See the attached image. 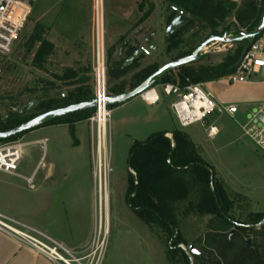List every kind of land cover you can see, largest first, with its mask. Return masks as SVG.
<instances>
[{
    "label": "rangeland",
    "instance_id": "1",
    "mask_svg": "<svg viewBox=\"0 0 264 264\" xmlns=\"http://www.w3.org/2000/svg\"><path fill=\"white\" fill-rule=\"evenodd\" d=\"M152 3L148 9H145L139 14L137 11L131 12L128 19V31L123 34V27L126 28V20L122 19V14L126 11H132L133 3L121 2V0H101L102 3V24H103V40L104 47L107 49V42L111 41L110 55L115 53V61H111V71L120 70V58L118 55L122 51H126L121 41L126 38L132 39L133 30L135 31V39L130 45L131 49L128 52L129 56H133L140 48L148 52V46L151 43L158 45V50L155 55L156 64L162 66L171 62L181 53L187 52L191 48H197L208 32L196 33V28L191 31L192 35L185 38L188 42L178 46L176 49L166 52V43L164 41V29L172 18L170 6L164 0H151ZM240 1L237 2L239 4ZM100 0H98L99 6ZM136 6V4H135ZM50 13L47 15L46 11ZM96 0H35L33 8L28 20L23 29L19 33L18 38L14 42L11 52L7 55H0V114H5L8 110H16L15 97L24 87H28L29 82L38 78L46 80V76L50 77L51 72L55 69L60 71L63 66L72 65L78 62L77 57L64 59V50L55 51L52 57L48 55L44 64L43 70H39L37 65L31 63L32 54L25 56V45L30 39V32L36 18L40 13H45V17L40 21L46 26L62 30L64 28L80 30L81 35H85L84 52H79L78 55L84 57L82 64L90 62L91 46L95 32V12ZM177 9H175V12ZM233 22L232 17L227 18L220 26L221 28ZM98 20V25H99ZM118 29L123 35H112L111 30ZM122 30V31H121ZM188 32V33H189ZM240 32L245 33L240 30ZM227 38H236L238 35L225 34ZM150 37L148 40L147 38ZM222 37V36H220ZM264 45V35L258 40ZM257 41V42H258ZM61 44L58 45L60 48ZM210 46V45H209ZM221 44H214L207 53H200L198 60L191 65L192 68L198 67H213L220 64L225 56L232 53L236 48L235 44H227L224 47ZM219 49L220 52L216 51ZM224 48V49H223ZM50 57V58H49ZM113 57V56H112ZM146 56L141 57L144 59ZM108 62V54L106 55ZM55 63V64H54ZM79 63V62H78ZM144 64H138L134 71L129 75L120 79H112L109 71L107 77L108 94L109 90L115 88L118 84H123L127 91L135 82L133 77L142 70ZM108 68V63H107ZM92 71V66H91ZM115 71V72H116ZM178 70L173 71L172 76L176 77ZM253 83V84H251ZM158 86V87H157ZM179 86V85H178ZM45 88L42 84L41 88ZM161 92V115L159 127L161 131L172 132L179 129V125L173 115L170 105L175 101V96H165L162 93L160 85H156ZM208 92L212 94L217 103L222 106L235 105L238 113L234 119L226 115L210 116L206 122L195 124L185 130L195 148L197 156L201 161L213 170L214 178L222 184V188L230 201V210L226 218L231 222L227 228H221L222 220L213 215L199 216L189 210L187 203L177 205L175 215V240L166 241L165 234L160 230H152L140 221L133 212L128 208L125 202V194L127 190V160L128 152L132 143L140 140L142 135L146 134L148 127L146 125H138L140 134L136 137L134 126L125 125L123 128L116 126L117 119L127 117L131 109H122L115 111L110 115L109 125V140H110V173L108 176V238L105 249V255L101 264H185L184 259L178 249H181L187 256L189 264H196L194 256L188 252V246L194 248L204 256V244L209 234L226 235L232 239L235 232L239 231V226L245 225L250 227L252 223L250 219L253 214H264V156L260 154L254 146L245 139L240 138L239 125H245L247 115L257 106L264 103V68L259 74H253L248 78V83H227L224 80L213 81L205 85ZM129 93V92H126ZM124 93V94H126ZM11 96L5 98L3 96ZM27 105V104H26ZM36 106L31 110L35 111ZM84 126H87L84 124ZM214 126L217 128V135L210 138L209 128ZM141 132V133H140ZM170 137V135H167ZM22 137V136H21ZM21 137L15 141L21 142ZM42 144H36L31 148H24L21 151V161L24 168L29 167L28 158L26 156H42L44 164H49L54 156L67 157L72 153L69 151L67 143L61 142L59 150L51 148V141L48 136L41 135L37 138L46 139ZM63 137L61 138V140ZM25 139L24 141H26ZM57 150V151H56ZM81 156V152L79 153ZM90 157V171L92 172V160ZM66 160V159H65ZM57 170H67L68 165L71 168H77L74 162L63 164V161L57 162ZM18 173H23L22 167L17 169ZM8 183L13 182L11 178L5 179ZM74 182L75 180H71ZM7 182L1 186L4 205L7 210L3 213L11 218L18 219L15 215L12 201V189ZM70 182V181H69ZM68 181L64 184L59 181V178L54 179V190L56 195L51 205L49 202V213L47 211H39L35 219L37 222L45 224L54 221L67 220L71 216V212L67 210L66 203H69L68 196L65 191L61 190L67 187ZM67 189V188H66ZM94 194V190L92 192ZM95 195V194H94ZM95 198V196H94ZM94 198L91 199V209L89 222L91 227V235L97 222V207H95V222H94ZM96 206V203H95ZM52 207V209H51ZM188 212L184 215L181 213ZM87 214V213H86ZM52 218H48V216ZM51 225V223H50ZM52 226V225H51ZM258 228V226L256 227ZM39 230L47 235L46 228ZM242 232V231H241ZM243 240H251V243L256 244L258 241L254 234L242 232ZM50 236V235H49ZM51 237V236H50ZM92 238V236H91ZM177 243V244H176ZM176 244V245H174ZM173 252L172 254H169Z\"/></svg>",
    "mask_w": 264,
    "mask_h": 264
},
{
    "label": "trees",
    "instance_id": "2",
    "mask_svg": "<svg viewBox=\"0 0 264 264\" xmlns=\"http://www.w3.org/2000/svg\"><path fill=\"white\" fill-rule=\"evenodd\" d=\"M165 1L170 7L187 15V20L181 30L166 39V52L176 49L179 44L182 45L188 42L189 40L185 39L184 35L193 28H196V33L208 32L204 39L210 36L220 37L224 34L238 35L240 30L251 33L257 28L264 7V0H240L239 4L231 0ZM230 17H232L233 22L218 31L224 21ZM263 35L256 38L254 42L236 43L234 51L227 54L217 66L192 68L191 65L195 61L174 70L165 71L154 79L151 88L165 84H177L180 88H183L190 84L220 80L235 71L241 55L260 40ZM33 46L34 41L29 40L25 45L23 58L31 54ZM194 50V48H191L172 61L190 56ZM49 52L48 44L44 41L40 42L39 47L32 56L31 63L37 65L39 70H43L42 65ZM139 60L141 58L134 63ZM159 68L160 66L154 63L140 70L133 77L134 84L127 91L124 85L120 83L109 90L108 96H118L134 90ZM129 69L130 67L113 72L111 78L117 79ZM175 70H178L176 77L172 76ZM73 76H75V72L70 69L51 73V77L57 81L70 79ZM46 84L45 82L44 85ZM44 90L37 93L27 86L21 89L15 97L16 110H8L5 114H0V132L12 130L45 112L91 100L88 96L49 97ZM3 96L11 98V96H5V94ZM19 97H24V100L20 101ZM34 100L38 101L35 111L21 110ZM124 103L109 105L108 109L112 110ZM91 113L92 109L75 112L63 117L49 118L39 128L47 125H71L86 121ZM26 133L28 132L10 137L0 141V143L15 141ZM169 135L170 137L167 136V133H156L145 141H134L130 146L125 194V202L128 208L152 230L160 229L165 234L166 243L175 240L177 205L183 203L191 205L187 211L196 213L199 216H216L222 220L221 228L229 227L231 222L226 218V215L231 207L230 201L222 188V184L215 180L213 170L197 156L186 132L178 129L172 131ZM186 213L188 212L185 211L181 214ZM263 220L264 214H253L250 219L252 222L250 227L246 228L245 225L247 224L239 226L240 232H235L232 239L218 233L209 234L203 247L204 256H194L196 264H264V223L260 224ZM257 226L258 228H256ZM241 231L254 234L258 242L256 244L251 243L249 247L246 246ZM176 251L182 255L185 264H189L184 252L181 249ZM169 254L173 255V252L169 250Z\"/></svg>",
    "mask_w": 264,
    "mask_h": 264
},
{
    "label": "crops",
    "instance_id": "3",
    "mask_svg": "<svg viewBox=\"0 0 264 264\" xmlns=\"http://www.w3.org/2000/svg\"><path fill=\"white\" fill-rule=\"evenodd\" d=\"M233 2H238L240 0H231ZM33 8V5H32ZM133 10V6L131 8ZM32 12V10H31ZM132 11H126L125 14H122V19L128 21L131 16ZM50 13L49 10L46 11L48 15ZM31 14V13H30ZM45 17V13H40V15L36 18L35 23L30 32L29 40L34 41V46L32 51H36L39 47L40 42L44 41L48 44L49 47V55L51 53H55V51H60V49L64 50V59L66 57L73 58L77 57L78 62H75L72 65L63 66L60 70L70 69L72 72H75V76L70 79H65L63 81H57L54 78L46 76V80L44 79H35L29 82V89L35 90L37 93L44 90L42 84L45 82L46 93L49 97H67V96H79L84 97L88 96L92 100L93 96V86H92V76H91V66H92V58L93 54H91L90 62L82 64L84 61V57L79 56V52H84V44L85 35H81L80 30L76 29H68L64 28L62 30H56L50 26L44 25L40 22ZM123 34L128 31V22L126 23V28ZM122 31V30H121ZM113 36L117 38L119 35H123L119 33L118 29L111 30ZM119 38V37H118ZM117 38V39H118ZM28 40V41H29ZM119 40V39H118ZM122 42V41H121ZM61 44L60 48L58 45ZM123 46L126 47V51H122L121 54L118 55L120 58V65L130 58L128 52H130L131 46L133 43H124ZM93 45L94 40H92L91 53H93ZM105 45V44H104ZM111 41L107 42L104 47L106 55L108 54V74L109 71L112 74L116 70H112L111 61H115V53L112 56L109 53L110 51ZM158 50V45H157ZM33 52V54H34ZM32 54V56H33ZM54 54L51 55V57ZM50 58V57H49ZM156 58L153 56L152 58L145 57L144 59L137 61V63H133L130 66V69L119 76L117 79L121 77L129 75L132 71H134L141 63L144 64V68H147L154 63L156 64ZM107 61V60H106ZM55 64V63H54ZM161 67V66H160ZM142 69V70H143ZM56 70L54 69L53 72ZM139 72V71H138ZM261 70L258 72V74ZM52 73V72H51ZM122 79V78H121ZM222 80V79H220ZM217 80V81H220ZM210 83V82H209ZM248 83V82H247ZM52 84V86H51ZM208 84V83H206ZM253 84V83H251ZM158 87V86H157ZM155 86L154 91L155 94L158 95L159 100L155 103L146 102L141 97L134 98L114 109L111 110V115L117 111L122 109H131L127 114V117H120L117 119V125L120 128H123L126 124L134 126L136 137L140 134L138 132V125H146L148 127V132L142 135L141 141H145L151 135L156 133H167L168 131H161L159 127L160 123V113H161V92L158 91ZM155 97V96H154ZM20 101L24 100V97H19ZM235 106V105H229ZM238 113V112H237ZM86 124L87 126H84ZM217 129V128H216ZM139 133V132H138ZM141 133V132H140ZM219 133V132H218ZM46 135L50 138L51 148H55L59 150V146L64 141L67 143L69 151L72 153L68 155L66 158L61 157L59 155L52 157L51 163L44 164L42 161V156H26L29 167L25 168L21 166L22 161L20 159V163L17 169L22 167L23 173L16 172L15 175L6 174L0 172V213L5 215L3 212L7 210L4 205V198L1 191V186L4 182H7L5 179L11 178L13 182L8 183L10 189H12V201L14 202L13 210L15 215H18V219H15L39 232V228H46V232L48 233L46 236L54 240L55 242L63 245L68 251L73 253H81L86 250L91 241V227L90 222L88 221L90 218L91 209V199L94 198V194H92L94 190L93 181H92V172L90 171V126L87 121H81L77 123H73L71 125L68 124H60V125H47L35 130H32L21 137V142L25 144L24 148H31L36 144H40L41 141H45L46 139L37 138L41 135ZM63 139L61 140V138ZM27 139L26 141H24ZM138 141V140H136ZM140 141V140H139ZM56 150V151H57ZM81 152V156L80 153ZM66 159V160H65ZM60 160L64 163H72L77 164V168H71L69 165L67 170H57L56 163L60 162ZM27 164V163H26ZM59 178V181L62 184L65 181H70L67 184V189L64 188L61 191L66 193L68 196L69 203H66L67 210L71 212V216L67 220L63 221H54L51 220L45 224L38 223L35 219L36 214L39 211H47L49 213V202L51 205L54 201V197L56 195L55 190L53 189L55 186L54 179ZM31 179L29 182L28 180ZM75 180L72 182L71 180ZM53 206V205H52ZM94 222H95V198H94ZM52 209V207H51ZM87 213V214H86ZM7 216V215H5ZM9 217V216H8ZM11 218V217H10ZM48 218H52V216H48ZM51 223V225H50ZM42 233V232H41ZM44 234V233H43ZM51 237H50V236ZM0 264H53L44 256L36 253L31 248L22 245L12 237L0 232Z\"/></svg>",
    "mask_w": 264,
    "mask_h": 264
},
{
    "label": "built area",
    "instance_id": "4",
    "mask_svg": "<svg viewBox=\"0 0 264 264\" xmlns=\"http://www.w3.org/2000/svg\"><path fill=\"white\" fill-rule=\"evenodd\" d=\"M35 0H0V55L11 52L12 46L30 16ZM95 32L92 58V86L94 107L86 120L90 126V155L92 160V181L97 222L90 244L81 253L68 251L45 234L0 213V232L12 237L24 246L44 256L53 264H101L105 255L108 238V176L110 173L109 125L111 110L108 109L107 77L108 68L103 40L102 3L96 0ZM98 20L100 27L98 25ZM243 31V30H242ZM216 43L205 47V54ZM220 44V43H218ZM224 47L227 44H221ZM224 49V48H223ZM216 51L220 52L217 48ZM264 68L263 42L258 41L240 57L235 71L222 78L227 83H247L248 78ZM206 83L190 84L180 88L177 84L160 85L165 96H175L170 105L179 129L185 130L195 124L203 123L210 116L226 115L234 119L238 112L236 106H222L205 88ZM154 87L142 96L146 102L155 104L159 97ZM149 95V99L145 98ZM155 96V97H154ZM240 138L248 140L264 156V103L254 108L248 115L245 125H239ZM209 137L216 136L217 129L209 128ZM45 141H41L43 145ZM25 144L19 141L0 143V172L15 175ZM29 182L31 179L28 180Z\"/></svg>",
    "mask_w": 264,
    "mask_h": 264
},
{
    "label": "water",
    "instance_id": "5",
    "mask_svg": "<svg viewBox=\"0 0 264 264\" xmlns=\"http://www.w3.org/2000/svg\"><path fill=\"white\" fill-rule=\"evenodd\" d=\"M187 20V15L182 12L178 11L176 16L171 20L169 26L166 29V34H172L173 32L181 29L185 22ZM264 34V7H263V12L262 16L260 19V22L257 26V28L252 31L251 33H242L240 32L238 34V37L236 38H227L226 35L224 34L222 37L219 36H210L207 38L204 42H202L190 56L174 60L172 62H169L165 65H162L152 76H150L147 80H145L141 85H139L137 88L134 90L130 91L129 93L126 94H121L118 96H108L106 99L107 105H113L117 103H124L128 102L134 98L142 96L146 91H148L151 86L154 83V79L158 77L160 74H162L165 71L168 70H174L180 66L188 65L190 63H193L198 60V57L201 53V51L213 44V43H220V44H236V43H241L244 41H249V42H254L256 38H259ZM192 35V32L186 33L184 35V38H188V36ZM150 37L147 38V40ZM157 53V45L155 43H151L148 46V52H145L142 48H140L136 53L133 54L130 58L126 59L122 65L121 69H125L130 67L136 60L140 59L143 55L146 56L147 58H152L155 56ZM36 105H38V101L34 100L31 101L26 110L30 111L32 110ZM94 107V100H88L79 104H74L71 106L63 107V108H57L55 110H51L48 112H45L43 114H40L24 123L21 125L15 127L12 130L5 131V132H0V141L6 140L10 137L22 134L24 132H30L31 130H35L36 128H39L44 121H46L49 118H56V117H63L68 114H72L75 112L79 111H84V110H91ZM25 108H21V110H24ZM264 223V220L260 223ZM251 240L246 241V246L251 245ZM188 252L192 256H198L201 257V253L198 252L194 246L189 245L188 246Z\"/></svg>",
    "mask_w": 264,
    "mask_h": 264
},
{
    "label": "flooded vegetation",
    "instance_id": "6",
    "mask_svg": "<svg viewBox=\"0 0 264 264\" xmlns=\"http://www.w3.org/2000/svg\"><path fill=\"white\" fill-rule=\"evenodd\" d=\"M165 1V0H164ZM121 2H131V3H133V10H132V12H134V10L135 11H137V13L139 14V16H140V13H142L145 9H148L149 8V5L152 3V1L151 0H121ZM166 2V1H165ZM135 4H136V6H135ZM170 11L172 12V18L170 19V21H169V23L167 24V26L165 27V31H166V29H167V27L169 26V24H170V22H171V20L176 16V14H177V12H178V10L175 12V8H172V7H170ZM181 29H179V30H177V31H175V32H173L172 34H166V32L164 31V41H166V39H168V38H170L172 35H174V34H177L179 31H180ZM135 31H136V29L135 30H133V37H132V39H129V38H126V39H124L122 42H124V43H130V42H133L134 41V39H135ZM178 46H180V44L178 45ZM194 49H196V47L194 48ZM172 62V61H171ZM165 65V64H164ZM28 106V105H27ZM27 106H26V108H27ZM37 106V105H36ZM25 108V109H26ZM28 111V110H27ZM36 117V116H35Z\"/></svg>",
    "mask_w": 264,
    "mask_h": 264
},
{
    "label": "bare ground",
    "instance_id": "7",
    "mask_svg": "<svg viewBox=\"0 0 264 264\" xmlns=\"http://www.w3.org/2000/svg\"><path fill=\"white\" fill-rule=\"evenodd\" d=\"M99 27H100V24H99ZM145 98L149 99V95L146 96ZM106 216H107V218H108V208H106Z\"/></svg>",
    "mask_w": 264,
    "mask_h": 264
}]
</instances>
